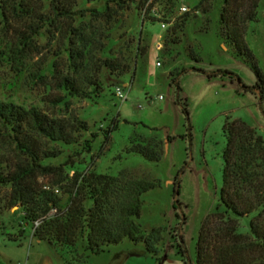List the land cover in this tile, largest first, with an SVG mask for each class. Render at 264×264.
<instances>
[{"label":"trees","instance_id":"trees-1","mask_svg":"<svg viewBox=\"0 0 264 264\" xmlns=\"http://www.w3.org/2000/svg\"><path fill=\"white\" fill-rule=\"evenodd\" d=\"M113 2L119 9L130 4L142 9L148 2V12L153 4L164 2L165 6L158 9L168 24L161 34L162 56L170 57L190 25H196L199 44L192 47L188 56L201 60L205 55L215 56L224 47H231L235 56L246 58L257 77L254 85L242 86L263 97L264 74L244 39L247 24L258 19L259 0H198L191 10L173 20H170L175 8L173 0ZM76 7L77 0H47V4L43 0H0V65L26 68L30 56L42 53L36 36L43 29L56 36L58 47L52 52L46 50L50 57L38 59L29 71L33 83L56 91L47 100L56 107L69 98L100 97L102 70L107 74L127 72V64L94 54L95 32L83 21L87 10ZM92 11L109 22L115 10L106 4L103 11ZM186 70L181 67L170 71V81L176 82L177 89L176 76ZM215 74L227 75L242 84L227 69L216 68L208 75ZM113 82L108 80L109 84ZM81 130H87V125L76 116H53L35 106L26 108L0 100V141L9 150L4 160L0 155V185L9 187L8 204L17 206L12 213L20 212L21 224L31 225L33 237L53 245L62 264H89L90 255L107 251L124 239L141 244L144 252L160 258L164 228L157 226L145 231L139 222L143 194L158 185L157 180L132 177L124 170L115 176L80 170L73 162L58 165L45 162L61 153L49 150L44 145L46 141L72 144L78 141ZM223 134L226 143L222 150V186L213 211L199 228L195 264H264V140L240 119L226 120ZM169 140L167 136L166 141ZM129 141L128 153L140 154L150 161L162 157V140L146 141L131 136ZM90 142L84 140L81 144L85 152H90ZM40 176L48 177L49 183L41 184ZM58 191L66 194L64 202ZM178 191L175 177L171 205L181 228L185 214L176 212L180 203ZM53 208L55 213L48 215ZM173 237L176 253L183 264H188L182 235Z\"/></svg>","mask_w":264,"mask_h":264},{"label":"rangeland","instance_id":"rangeland-1","mask_svg":"<svg viewBox=\"0 0 264 264\" xmlns=\"http://www.w3.org/2000/svg\"><path fill=\"white\" fill-rule=\"evenodd\" d=\"M173 1L175 8L170 20L179 15L178 1ZM43 2L47 4V0ZM197 2L184 0L189 10ZM106 4L115 10L109 22L92 11H103ZM147 4L142 9H137L134 4L119 9L113 0H77L76 9L87 10L83 21L95 32L94 54L127 64L124 74L101 71L103 92L100 97L92 100L69 98L58 107L47 101L56 91L36 85L29 76L32 64L44 55L50 57L46 50L52 52L59 44L56 36L52 37L44 29L36 36L42 53L30 56L26 68L0 65V100L26 108L35 106L53 116H76L87 125V130L78 132L75 143L65 145L46 141L44 145L49 150L61 152L45 160L46 163L73 162L80 170L115 176L124 170L132 177L159 182L143 194L139 222L145 231L157 226L164 228L160 258L145 253L141 244L135 245L124 239L107 251L90 255L89 264H183L176 253L173 235H182L188 264H195L199 228L207 214L213 211L222 186L224 123L240 119L264 140V92L260 97L256 90L242 86H252L257 81L246 58L235 56L232 48L227 46L218 55L192 59L188 52L199 44L196 25H190L182 42L173 47L170 57L162 56L161 34L168 24L161 29L159 22L166 17L158 9L165 3L153 4L150 12ZM194 14L199 15V12ZM257 17V21L247 24L244 39L264 74V0L258 2ZM101 45L104 47L99 51ZM181 67L187 70L176 76L177 89L176 82L170 81V71ZM216 68L232 71L242 84L227 75H208ZM109 79L114 80L113 84L108 83ZM116 87L125 99L116 96ZM113 126L116 128L112 130ZM131 136L146 141L162 140V157L150 161L140 154L126 152ZM167 136L169 141H166ZM84 140L91 141L90 152L84 151L81 145ZM1 154L4 160L9 156V150L0 141ZM175 177L180 201L176 204V212L185 214L181 228L180 219L171 205ZM38 181L49 183L48 177L44 176ZM8 193L9 187L0 185V264H62L53 245L33 237L31 225L21 224L20 212L12 213L17 206H9ZM58 194L64 202L66 194L61 191ZM21 228L23 233L19 232Z\"/></svg>","mask_w":264,"mask_h":264},{"label":"built area","instance_id":"built-area-1","mask_svg":"<svg viewBox=\"0 0 264 264\" xmlns=\"http://www.w3.org/2000/svg\"><path fill=\"white\" fill-rule=\"evenodd\" d=\"M177 1H178L177 10H178V13H179V14H181V13L186 12V11L189 10V7L184 3V0H177ZM159 25H160V27H161V29H162L163 27H165V26L167 25V23H166L165 21L161 20V21L159 22ZM157 47H158V45H157ZM157 63H158V62H157ZM115 94H116L117 97H119V98L122 99V100L126 98V96L121 92L120 88H118V87L115 88ZM43 187H44V188H48L47 185H44ZM54 191L57 192V189H54ZM55 211H56L55 208L51 209V210L49 211L48 215H52V214H54ZM37 223H38V221H35V225H36Z\"/></svg>","mask_w":264,"mask_h":264},{"label":"crops","instance_id":"crops-1","mask_svg":"<svg viewBox=\"0 0 264 264\" xmlns=\"http://www.w3.org/2000/svg\"><path fill=\"white\" fill-rule=\"evenodd\" d=\"M113 253V252H112ZM146 253V252H145ZM108 261H109V259H108Z\"/></svg>","mask_w":264,"mask_h":264}]
</instances>
